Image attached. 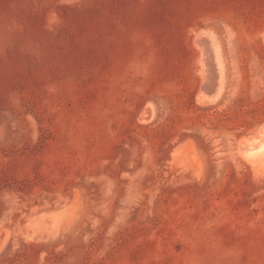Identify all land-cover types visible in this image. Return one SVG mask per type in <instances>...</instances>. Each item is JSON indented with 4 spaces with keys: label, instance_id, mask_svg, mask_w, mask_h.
Returning a JSON list of instances; mask_svg holds the SVG:
<instances>
[{
    "label": "rangeland",
    "instance_id": "obj_1",
    "mask_svg": "<svg viewBox=\"0 0 264 264\" xmlns=\"http://www.w3.org/2000/svg\"><path fill=\"white\" fill-rule=\"evenodd\" d=\"M263 125L264 0H0V264H264Z\"/></svg>",
    "mask_w": 264,
    "mask_h": 264
},
{
    "label": "bare ground",
    "instance_id": "obj_2",
    "mask_svg": "<svg viewBox=\"0 0 264 264\" xmlns=\"http://www.w3.org/2000/svg\"><path fill=\"white\" fill-rule=\"evenodd\" d=\"M197 41L200 43V45L203 48V52H205V54H206V58H203V60H204V74H203V79L205 81L207 79V81L209 80L211 82V83H208V86L210 84L213 85L214 83H216L217 81H219L218 79H219V75H220V72H219L220 67H219V64H218V61H217L216 57H212V55L209 52L210 49H211V47H212L211 46V41L209 40V38L204 37V36H199L197 38ZM214 52H215V50H214ZM208 75H209V78H208ZM206 88H205V90L208 89V88L207 89ZM209 89H210V87H209ZM217 95H219V94H217ZM260 135H261V137L257 141H255V142H246V141H244V142H240L239 143V153H240V156L241 157H243V158H245V159H247V160H249L251 162H257V163L260 162L262 159H264L263 158L264 157V125L260 128ZM254 165H256V164H254ZM254 169H256V168H254ZM262 169L263 168H260V170H262Z\"/></svg>",
    "mask_w": 264,
    "mask_h": 264
}]
</instances>
